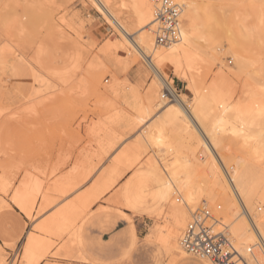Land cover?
I'll return each mask as SVG.
<instances>
[{
	"label": "rangeland",
	"instance_id": "obj_1",
	"mask_svg": "<svg viewBox=\"0 0 264 264\" xmlns=\"http://www.w3.org/2000/svg\"><path fill=\"white\" fill-rule=\"evenodd\" d=\"M24 1L26 2L24 3ZM92 1L66 0L67 4L63 5L61 2L58 4L56 0H33L30 3H27V0H0V181L3 178L6 181V190L4 192L0 190V264H23L21 253L26 233L31 230L35 231V224L39 222L36 219V210L33 212L34 216L28 218L12 204L13 193L23 177L35 180L41 185L42 192H45L60 177L67 175V179L74 174L81 180V177H87V173L89 174L91 171L94 172L92 177L90 175L91 179L86 178L87 182L80 185L81 187L75 184L79 180L73 176L74 178L70 179L69 177L66 180L70 182H68V187L65 185V189L60 190V192L67 194L80 187L76 193L67 198L68 201L85 190L86 203L98 199L86 211L83 219L78 222L81 230L75 249L84 254L85 259H54L58 242L55 243V240L49 238L52 246L44 263L167 264L169 257L162 251L164 250L177 252L180 257L186 260L185 264H211L208 261L202 262L191 255H187L179 245L180 237L190 215L202 203L198 204L188 214V220L175 240L177 243L171 244V249L166 247L164 243L158 242L159 239L153 235L157 229H161L159 237L165 236L167 232L162 227L171 226V219L168 215L160 213L156 218L153 212L134 214L124 207L112 203L113 196L121 188L120 196L125 203L131 204L151 199L153 195L151 192H156L152 186L154 177L157 176L159 179V174L175 161L173 160L175 157L170 152L157 153L155 150H150L145 143L138 142L136 136L139 134L140 128L135 126V123L139 120L140 106L143 110L146 108L145 103H139L141 100L143 101L142 93H145L147 85H139L136 80L131 78L135 66L132 63L133 66L128 65V62L129 60L131 62L133 52L132 48L128 46V42L125 41H130V38L125 36V39L109 23L104 17L105 15H101L99 8ZM255 1L249 0L248 2L246 0L251 12H248V3L245 0H198L196 2V8L200 10V19L196 29L202 32L208 31L213 41L221 40V32L218 31L214 20L217 17L222 26L228 23L229 26L228 24L227 26L230 27L233 24L234 28L232 26L231 28L236 34L235 37H238V40L241 37L244 39V41L241 40L242 43L239 41L241 45L238 44V40L235 42L239 45L236 46L237 48L233 47L234 43L228 46L225 44L222 50L216 52L209 51L211 58H207L209 59L207 62L201 60L195 62L194 70L189 75L191 80L197 79L209 85L218 75L222 74L223 82L226 84V87L223 85L224 91L222 90L224 99L234 108L248 105L253 100L252 91L255 84L251 76L252 71L249 68V62L252 60L249 58L250 54L246 56L243 54L245 57L242 55V48H245L244 44L250 51L253 60H256L257 54L261 53L258 54V58L261 57L262 62H264V0ZM119 4L120 2L115 5L116 9L114 8L117 13ZM62 6L63 8L67 7L63 9ZM223 9L224 14H221ZM125 10L127 11L122 9V16L127 19L132 12L130 7L125 8ZM252 12L255 16L251 17ZM62 17H65L68 23L70 22V27L61 25L59 19ZM259 18L263 23L259 22ZM257 22L258 24H255ZM238 23H241L243 28ZM14 24L16 25L14 26ZM128 25L133 27V21H128ZM259 25L262 27V32L257 30L260 28ZM7 26L12 28L8 29ZM57 27L60 28V32ZM52 30L57 32L55 35L52 34L51 39L46 40L45 37ZM236 30H240L241 33ZM257 31L259 32L258 35H255ZM254 38L255 41H253ZM109 41L114 45L117 44L111 54V57H115L110 58L107 62L104 61L107 65L102 67L97 58H94L95 53ZM247 41L249 42L247 43ZM65 43L66 46H63ZM249 43L251 44L249 45ZM262 46L263 51L260 49ZM72 52L81 56L74 68H72L73 64L69 62L68 57ZM236 53L238 54L235 55ZM234 55L237 57L235 58ZM110 60H112V64L109 63ZM97 65L99 67H96ZM122 66L123 69L121 70ZM248 68L249 70H247ZM119 69L122 72H119ZM123 70L125 71L123 72ZM164 72L166 77L170 78L176 93L190 100L192 95L187 82L176 76L169 67L165 68ZM125 78L129 80L130 86L136 84L139 88L138 92L141 91L142 93L132 95L137 90L135 89L136 86L129 88L131 94H127V90L123 93V89L129 84ZM150 82L151 79L148 78L146 83L149 84ZM95 83L96 86H94ZM113 83H118L119 86L112 87ZM139 86L142 88L141 90ZM109 87L119 88L118 91L116 90L117 95L119 93L125 95L124 98L121 94L118 95L122 104L128 101L125 102L126 105L123 104L124 108L116 102V93L112 95L113 98L110 102V97L103 94L106 90H110ZM160 90L161 95L164 90L163 88ZM135 96L139 99L137 97L134 99ZM128 97L135 101L133 102L132 99L129 103ZM164 100L168 102V96L162 98V101ZM102 105H104L103 108H101ZM191 106L193 107V105ZM137 107L139 108L138 117L135 115ZM108 108L110 110H106ZM124 109H126L127 115L130 110V115L127 116L128 121ZM132 109L135 114H133ZM119 110L121 111L119 112ZM143 113L141 112L140 116ZM109 116L115 118L114 124L116 116L118 122L119 119L123 120L126 117V120H123L124 125L123 123L120 124L122 122L120 121V128L116 121L118 126L110 124V127L108 124L111 120ZM132 120L134 124L131 125ZM104 121H108L106 125L103 124ZM127 124L130 127H127ZM205 125L209 126V122ZM106 139L115 142L127 139L124 145H135L138 163L136 164L137 168L123 175L112 191L94 199L89 196L90 188L95 184L101 172L110 167L111 159L105 155L102 148V143ZM132 139L134 141H130ZM82 158L86 164L83 169L86 170L88 167L87 171L89 172L82 170L79 176L78 170L80 169H78L79 165L77 164L80 163L82 169ZM138 170L145 172H136ZM83 172L86 173L84 176ZM52 197L56 198L57 196L52 194ZM172 198H175V201L179 199L177 195H172ZM175 201L162 199L161 202L172 207ZM176 204H178L177 201ZM179 204L181 203L179 202ZM130 229L134 230L133 233Z\"/></svg>",
	"mask_w": 264,
	"mask_h": 264
},
{
	"label": "bare ground",
	"instance_id": "obj_2",
	"mask_svg": "<svg viewBox=\"0 0 264 264\" xmlns=\"http://www.w3.org/2000/svg\"><path fill=\"white\" fill-rule=\"evenodd\" d=\"M56 1L58 4H60V2L63 5L65 3L67 4L66 0ZM93 1L92 2L96 4V6L99 8L98 10L102 13L101 15H105L104 17L121 33L124 38L125 36L130 38V41H125L128 42L129 45H127L132 48L133 52V58L131 59V62L130 60L128 62V65L135 66L131 78L136 80L137 84L139 85H147L145 93L139 91L143 94L142 97L144 101L143 102L141 100V103L139 104L145 103V110H143L142 106L139 105L141 107V111L139 112V108L137 107L135 114L134 110L132 109L133 114L136 116L137 111L138 114L144 112L141 116L140 114L139 117L137 116L139 120L137 123H135V126H139L140 128L139 134L137 136L135 135L138 137V142H141V144L145 143L147 147L150 148V150H155L157 153L170 152L175 157V159H173L175 161L171 163L166 169H164L162 173H160L161 171H158L160 173L159 179L157 176H155L152 185L157 187L154 200L161 198L167 201H175V198L171 199V196L177 195V198L179 197V199L176 200L178 204L175 205L176 201L174 202L172 210L168 215L171 219V226L166 225L162 227V229L167 232L165 236L163 238L159 237L161 234V229H157L153 235L160 240H157L158 242L164 243L166 247L168 246V248H170L171 244L174 242L177 243L175 240L179 236L181 229L185 226L188 220V214H190L198 204L204 203L207 205L211 214L218 222L214 228V231L220 232L224 230L226 232L228 241L235 252V257L232 259L233 264H264V62H262L261 57L258 58V54L261 53H258L257 59L253 60L251 53H249L250 51L246 48V44H244L245 48H242V55L245 54L246 56L247 54H250L249 58H251L252 62H249V68L252 71L251 76L255 86L252 91V102L243 107L234 108L228 103L227 100L224 99L223 85L226 87V84L223 82L224 77L222 74L218 75L209 85H206L197 79L191 80L189 78L190 73L194 70L195 62H199L200 60L207 62L209 60L207 58H211L209 57V51L216 52L222 50L225 44L228 46L234 44L238 40V37H235L236 34L233 33L234 30L232 31L234 25L231 24V22V26L233 25L232 28L231 26L228 27L229 24L227 23V26L226 22V25L222 26L219 23L218 18H214L215 24L218 27V31L220 30L222 38L217 42L213 41L208 31L202 32L196 29L197 22L200 19V10L196 8V2L198 0H173L182 6V14L180 19V38L176 42L166 47H160L155 44L153 34V0ZM25 2L26 1H24V3ZM30 2H33V0H27V3ZM118 2H120V4L118 6L117 13V10H114V8ZM247 6L249 10V3ZM128 7L131 8L132 13H130L128 18L125 19V17L122 16V9L127 11L125 8ZM250 10L248 12H251ZM252 11L255 12L253 9ZM221 14H224V9ZM253 15L254 13L251 15V17ZM220 17L223 18L222 16ZM259 19L257 20L259 21ZM59 20L62 26L70 27V22L68 23L65 17H62ZM127 20L133 21L134 26L129 27ZM222 21L224 20L222 19ZM259 22L263 23L261 19ZM244 23L248 24L247 22ZM238 24L240 25L241 23ZM255 24H258V22ZM15 25L16 24H14V26ZM20 26L22 27L21 24ZM7 27L8 29L12 28H9V26ZM259 27L260 28L257 30L262 32L261 25H259ZM57 28L60 32V28ZM236 31L240 32V30ZM56 32L57 31L52 30L50 34L45 37V39H51L50 37H53L52 34L55 35ZM256 33L257 34L255 35H258L259 32L257 31ZM241 38H239L240 40H238V42L240 41L242 43L241 40L244 41V39ZM251 38L253 39L252 35ZM261 40L263 41V39ZM253 41H255V38ZM240 42L238 43L239 45H241ZM248 42L249 41H247V43ZM238 44L235 43L233 47H236ZM250 44L251 43H249V45ZM116 45V43L114 45L109 41V43H105V45H103L98 50V52L95 53L94 58H97V60L102 64V67H106L107 65V63L104 61L107 62V60L110 58L112 59L115 57H111V54ZM63 46H66V43ZM260 49L263 51V46ZM229 50L231 51V49ZM237 54L238 53L235 55ZM68 57L69 62L73 64L72 68L75 67L78 60L81 58L79 54L73 52L70 53ZM236 57L237 56H235V58ZM247 58L246 61H248ZM110 62L112 64V60H110L109 63ZM99 66L97 65L96 67ZM123 66L121 70L123 69ZM167 67L171 68L176 76L181 77L185 82H187L188 88L190 89L192 95L190 100H188L187 97L178 95L176 93L171 80H169L170 78L168 79L165 75L164 70ZM249 68L247 70H249ZM125 69H127L126 66ZM121 70L119 69V72H122ZM124 71L125 70H123V72ZM249 73L251 72L249 71ZM148 78L151 79L149 84L146 83ZM125 80L129 84L125 86L123 93H125L127 90V94H131V89L129 90V88H134L136 84H134L135 86H130L131 84L129 80L127 78H125ZM113 85L112 87L119 86L118 83H113ZM94 86H96V83ZM160 88H163L164 90L161 95ZM118 89L119 88H110V90H106L103 92V94L107 97H110V102V100L113 98L112 95L116 93V102L120 103L122 106L123 104L126 105L125 102L128 101H125L123 104L121 103L120 97H118V95L120 96L121 93L118 92L119 94L117 95L116 92ZM135 89L137 90H135L132 95L134 96L135 93L140 95L138 92L139 88L137 87ZM141 89L142 88L140 87V90ZM122 96L124 98L125 95L123 94ZM137 96H135L134 99ZM167 96L169 99L168 102L166 100L162 101V98L164 99ZM139 97L141 98V96ZM132 99L133 98H129V103ZM134 99L133 102L135 101ZM115 100L113 102H115ZM191 105H193L194 108ZM103 107L104 105H102L101 108ZM106 110L110 109L108 108ZM120 111L121 110H119V112ZM123 111L126 117L130 115V110L128 115L126 113V109ZM126 117L123 118V120H126ZM109 119L111 120L108 124L111 127V125L114 124L115 118H111L109 116ZM117 120L118 119L116 116V121ZM123 120L119 119V122L122 121L120 124L123 123L124 125L125 122ZM116 121L114 126H118L119 124V122L117 121V124ZM107 122L104 121L103 124L106 125ZM133 122L134 121L132 120L131 125ZM207 122H209V126L205 125ZM128 123L130 125V121ZM129 125L127 124V127ZM119 127L121 128V125ZM120 134L122 133L120 132ZM117 135L116 137L119 136ZM126 141L127 139L124 141L118 140L116 142L110 141L109 139L103 141V151L105 155L109 156V159H111L110 167L101 172L95 184H93V186L90 188V197L96 199L100 195L112 190L116 183L123 177V175L138 163L136 148H134L135 145L133 146L127 144V146H125L124 143ZM195 141L197 142L195 143ZM83 159L84 158H82L81 161V164L83 162L82 169L80 163L78 162L79 164H77L79 165V168H77L80 169L78 170V172H80L78 173L79 176L82 173V170L86 172L88 169V167L86 170L83 169L84 165L86 166ZM84 172L83 176L86 174H84ZM93 173V171H91L89 174L87 173V177H81V180H79L80 178L73 173V175L69 177L71 179L76 176L79 181L75 179L77 181L75 184L80 186L87 182V179H91ZM69 177L67 179H69ZM26 180L27 186H29L31 178L27 177ZM71 181L73 182V180ZM66 187L68 186L66 185ZM0 190L3 192L6 190V181H4V178L2 181H0ZM61 193L65 194L64 192ZM151 193L153 194V192ZM179 202L181 204H179ZM42 229L44 228L42 227ZM47 247L50 250L48 245ZM43 248L45 251L46 248ZM181 249L183 250L182 247ZM39 252L41 255V250ZM201 261L203 262L208 260ZM208 262L211 263L210 261Z\"/></svg>",
	"mask_w": 264,
	"mask_h": 264
},
{
	"label": "crops",
	"instance_id": "obj_3",
	"mask_svg": "<svg viewBox=\"0 0 264 264\" xmlns=\"http://www.w3.org/2000/svg\"><path fill=\"white\" fill-rule=\"evenodd\" d=\"M130 141H134V139ZM135 168H137L136 165L129 171H132ZM136 172L142 173L145 171L138 170ZM68 184L69 183L66 181V176H63L60 177L58 180H56L45 192H42L41 185H39L35 180L31 178L30 185L27 186V180L23 177L18 187L15 189L12 196L13 206L28 218L33 217L34 216L33 212L36 210V215H37L36 219H38L39 221L38 223L35 224V231L31 230L26 233L24 243L22 246L23 250L21 253V261L23 264H37V263L43 264L45 259L48 257V253H49V249L47 245L50 248L52 246V243L51 241H49V238L55 240L54 241L55 243L58 242V247L56 249V252L54 253L55 255L53 256L54 259H69V260L85 259L84 254L79 253L75 249V246L78 244V236L81 230V226H78V222L83 219L86 211L98 199L93 202L86 203V190H85L82 193L75 196L74 199L68 201L67 198L72 194L76 193L81 187L80 186L76 190L69 192L67 194H62L60 190L64 189L65 185ZM154 188L157 191V187ZM121 191L122 188L118 191L119 194L118 192L115 193L112 199V203L124 207L131 213L139 214L141 212H149V213L153 212L155 214V217L157 218L158 215H160V213H163V215H169L172 210V207L170 205L161 202L162 201L161 198L158 200H154V196L156 192L153 193L152 199H146L145 201L142 202H135L128 204L122 200L120 196ZM52 194H54L57 197L53 198ZM71 207L72 208L74 207L75 209L74 208L72 209ZM41 226L44 229H42ZM130 231L131 233H133L134 230L130 229ZM42 246L46 248L45 251ZM40 250L42 256L40 255L39 252ZM162 251L169 257V261L167 264L186 263V260L180 257L177 252L175 251L166 252L164 250ZM44 264H52V263H44Z\"/></svg>",
	"mask_w": 264,
	"mask_h": 264
},
{
	"label": "built area",
	"instance_id": "obj_4",
	"mask_svg": "<svg viewBox=\"0 0 264 264\" xmlns=\"http://www.w3.org/2000/svg\"><path fill=\"white\" fill-rule=\"evenodd\" d=\"M152 25L155 44L166 47L180 38L182 6L173 0L152 1ZM217 220L206 204L199 205L190 215L182 232L180 245L183 250L199 260L213 264H233L235 252L226 232H215Z\"/></svg>",
	"mask_w": 264,
	"mask_h": 264
}]
</instances>
